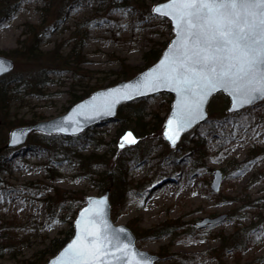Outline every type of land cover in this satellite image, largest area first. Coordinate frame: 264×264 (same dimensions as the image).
Returning a JSON list of instances; mask_svg holds the SVG:
<instances>
[{"label":"rangeland","instance_id":"1","mask_svg":"<svg viewBox=\"0 0 264 264\" xmlns=\"http://www.w3.org/2000/svg\"><path fill=\"white\" fill-rule=\"evenodd\" d=\"M158 1L0 0L14 9L0 20V54L15 62L1 78L19 75L24 82L35 78L33 71L46 72L42 90L21 85L0 114V139L7 142L12 128L52 119L122 80V60L143 67L144 53L173 36L170 21L152 12ZM33 29L39 44L29 48ZM73 45L75 53L81 48L79 59L67 56ZM217 95L208 119L174 148L163 135L173 99L167 92L122 103L116 117L78 135L36 130L9 148L8 167L0 171V224L9 225L16 245L0 243V264L46 263L51 241L67 235L85 196L105 192L102 172L119 162L121 142L130 151L123 159L127 185L121 204L113 205L110 192L111 216L132 229L139 248L160 256L156 264H264V100L229 113V99ZM135 113L145 126L132 137L136 143L122 141L137 126ZM196 140L204 141V154L193 149ZM80 153L94 156L83 166L74 156ZM217 168L224 179L214 192ZM221 213H227L221 222L196 225Z\"/></svg>","mask_w":264,"mask_h":264},{"label":"snow or ice","instance_id":"2","mask_svg":"<svg viewBox=\"0 0 264 264\" xmlns=\"http://www.w3.org/2000/svg\"><path fill=\"white\" fill-rule=\"evenodd\" d=\"M153 11L174 22L175 39L164 59L135 83L104 93L102 103L87 106L90 112L109 114L120 98L135 99L150 90L169 88L177 95L168 120V127L175 129L173 135L167 130L164 135L175 146L179 131L205 116L202 109L213 92L228 93L233 102L230 110L264 100V0H168ZM7 63L0 62V72ZM54 127L59 132L83 131L80 121L71 117ZM132 135L126 133L122 141L136 143ZM12 136L15 145L16 133ZM94 203L96 207L85 209L80 214L83 219L76 221L80 229L76 240L52 264H150L144 253L125 243L129 237L124 228L111 226L100 207L105 201Z\"/></svg>","mask_w":264,"mask_h":264},{"label":"water","instance_id":"3","mask_svg":"<svg viewBox=\"0 0 264 264\" xmlns=\"http://www.w3.org/2000/svg\"><path fill=\"white\" fill-rule=\"evenodd\" d=\"M165 3H168V0H161V1H158V2L154 3V5L152 6V12L155 15L161 16L159 13H155L153 10L156 7L161 6V5L165 4ZM162 17H166V16H162ZM166 18L170 21V24H171V27H172L173 36L167 42V44H166L165 48L163 49L160 57L156 61H154L153 63H151L147 67L141 69L135 75H133L132 77H130L128 79H122V80H120V81H118V82H116L114 84L107 85V86H104V87H101L99 89H96V90L92 91L87 97H85L83 99H80L77 102H75L68 109L67 112H65V113H63L61 115H58V116H56V117H54L52 119H49V120H39V121L31 122V123L24 124V125H19V126H16V127L12 128V130L10 131L9 140L2 147H0V151L2 149L8 148V147H14V146L21 145L26 140V138L29 135V133H31L32 131H36V130L42 131V132H45V133H59V134H63V135H77V134H80L81 132L74 134L72 132L71 128H69L65 132H59V131H57L55 129L54 126L56 125L57 122L64 121V120H66L67 117H71L72 120H79L80 121V125H81V127H82V129L84 131L86 128L102 122V120H108V119H112V118L116 117L118 108H119V106L122 103L130 102V101H133L135 99H139V98L146 97V96L153 95V94L160 93V92H167V93H170V94L173 95V99H172L170 110H169L167 116L165 117V120H164V123H163V135H164L166 130L168 131L169 135H173L174 134L175 125H173L172 128H169L168 127V120L171 118L172 111L175 108L177 95H176L175 91H172L169 88L161 87L160 89H158L156 91H151L150 90V91L147 92L146 95H143V96H139L138 95L135 99L120 98L116 103H114L112 105V111L109 114L96 115L95 113L90 112L88 110V108H87V106L89 104H92V103L100 104V103H102L103 100H104V96H103L104 93L109 92L111 89H119V88H121V85H123V84L135 83V81L137 79L143 78V76L146 73H149L153 68H155L157 65L160 64L161 60L164 59L165 53L168 51V48H169V46L171 44V41H173L175 39L174 22L169 17H166ZM2 61H7L8 63L6 65H4V71L0 72V77L2 75L12 71L14 66H15L14 59L12 57H10V56L4 55V54H0V62H2ZM218 93H223L224 95H226L228 97L229 105L227 107V111L229 113H235V112L241 111L242 109H244L246 107L253 106V105L257 104L258 102H260V101H257L253 105H245L242 108L239 105H237V109L236 110H230V109H232V103L233 102H232L231 97L228 95V93H226V92H224L222 90L213 92L210 95V97L206 100L205 105L203 106L202 110L205 112V116L201 117V118H198V119H194L192 124L189 127L179 131V133H178L179 139L177 140L175 146H173L172 143L164 135L165 139L168 141V143H169V145L171 147H176L177 144L182 139V137L187 132H189L195 126H197L198 124H200V123H202V122H204V121H206L208 119L209 114H210V112H209V103H210L211 99L215 95H217ZM93 97H96L95 101H93ZM81 105H84L86 107L84 109H81L79 107ZM85 114H87L90 118L85 119ZM67 123H71V121H67ZM13 133H16V139L18 140V143L15 144V145H13L11 143V141L13 139V136H12ZM223 179H224V174H223L222 169H220V168L215 169L214 172H213V178H212V181H211V184H210V187H211V189L214 192L220 191ZM98 200H104L105 201V204L100 205V207H103L105 209L107 219H108L109 223L111 224V226L113 228H117V229L118 228H124L125 229L126 234L129 237V240L125 241V243H129L130 247L132 249H134L136 252L144 253L145 256L149 258L150 264H156V262L160 259V256L157 253H155V252H150L148 250L139 248L137 246V244H136L137 237H136L135 233L132 231V229L129 226H127L126 224H116L114 222V220L112 219V216H111L112 204H111V201H110V188H107L104 193L99 194V195L87 194L85 196L86 203L78 210V212H77V214H76V216L74 218V221H73V233H72L71 237L66 241V243L54 255H52L51 257L48 258V260L46 261L45 264H52V261L56 260L60 256V254L68 247V245L73 243V241L76 240L77 236L80 233V229L77 227L76 221L83 219L80 214L85 209L96 207L94 202L98 201ZM90 201L93 202V203H90ZM226 217H227V213H221V214H218L216 216H206V217H203L200 220H197L196 221V225L201 227V226H204V225H206L208 223H218V222H221L222 220H224Z\"/></svg>","mask_w":264,"mask_h":264},{"label":"trees","instance_id":"4","mask_svg":"<svg viewBox=\"0 0 264 264\" xmlns=\"http://www.w3.org/2000/svg\"><path fill=\"white\" fill-rule=\"evenodd\" d=\"M3 5H0V20H5L7 18H9V16L11 15V13L14 11V9H12V7L10 8V6L8 5H4V3H2ZM32 33V42L30 43H26L25 41H23L24 43H26L25 45H27V47L29 48H33L34 45H38L39 44V37H38V32H36V30L33 29ZM166 43L163 44V46L157 47V48H152L149 51L145 52V58H146V62L145 65L143 67H134L131 66L129 64H127L125 62V60H122L121 63V71H119V73L123 76V79H127L128 77H132L133 75H135L139 70L145 68L146 66L150 65L151 63H153L154 61H156L163 49L165 48ZM77 48L76 45H73L71 47V50L68 52V57H70L71 55L75 56V58L79 59V56L81 54V48H78L76 53H75V49ZM32 53L35 56V51H32ZM29 54H31L29 52ZM40 71V73L38 72ZM46 72H43L42 70H37V71H33L32 72V76L31 77H35L34 79H30V76L28 75V77L25 78V81L22 82L20 79H18L19 75H15L12 78H6L4 80V78L0 77V114L5 113V111H7L11 104L12 101L17 97V93L21 90V88H23V86L28 87V88H33L35 90H42L44 88V86L46 85V79H45V75ZM21 82V83H20ZM23 85V86H21ZM41 93V92H40ZM39 94V93H38ZM224 99V103L226 100V96L224 94H222ZM218 95H216L213 98H216ZM228 99V98H227ZM141 115L135 113L133 119L135 120L136 123V128L135 129H131V133H133V135L135 137H138L139 131H142L145 124L142 122L141 119ZM124 132V131H122ZM140 136V135H139ZM204 140V139H203ZM6 143V141L1 140L0 139V147H2L4 144ZM126 146H124V148H120L119 149V155L120 160L119 162H116L112 167H110L109 169H106V171L102 172L103 173V181L105 182V185L103 186L104 190H106L107 188L110 187L111 189V198H112V203L117 204L118 202H120V204L123 202V198H125V191H126V185H127V161H124L123 159H125L126 154H128V152H130L128 149H125ZM194 148H203L202 153L204 154V141H200V140H196L194 141V145H193V149ZM8 149H2L0 151V171L7 169L8 166H6L5 164V153ZM93 153H87V154H83L80 153L75 154V158L76 160H78V162H81L84 165H86L88 162L86 160L91 159L94 155H92ZM123 157V158H122ZM136 154H131L129 156V158H135ZM121 160H123V162L121 163ZM63 198V199H62ZM60 199L63 201L65 199V197H60ZM5 223V222H4ZM4 224L1 223L0 224V243L2 245H6L8 244V248L11 249L13 246L16 245V241H15V237L14 235L10 233V227L9 225H7V227H3ZM73 233V224L71 223V226L68 230V233L65 237H56L53 238V240L50 243V248L47 250V253L51 254V256L53 254H55L65 243L66 241L71 237ZM165 234H168V232H166ZM236 241H238V239H235ZM15 241V242H14ZM21 242V241H19ZM18 242V243H19ZM21 244H26V242L23 239V242H21ZM236 246H240L242 244H238L235 242ZM45 261V259H44ZM47 261V260H46ZM28 264H34L33 262H30ZM40 264H45V262H41Z\"/></svg>","mask_w":264,"mask_h":264}]
</instances>
